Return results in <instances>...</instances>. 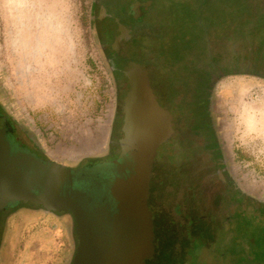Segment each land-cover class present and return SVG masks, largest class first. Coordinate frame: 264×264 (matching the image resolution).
<instances>
[{
	"label": "water",
	"instance_id": "95a60500",
	"mask_svg": "<svg viewBox=\"0 0 264 264\" xmlns=\"http://www.w3.org/2000/svg\"><path fill=\"white\" fill-rule=\"evenodd\" d=\"M246 2L249 22L242 14L239 18L231 15L216 20V28L208 22L207 14H203L204 19H196L193 25L207 23L208 32L200 47L195 44L196 38H182L186 26L181 28L173 20L169 24L168 20H158L157 29L148 30L140 39L137 60H129L128 68L122 69L124 77L116 79L126 89L120 108L118 150L110 158L89 160L74 168L39 157L21 132H17L20 142L16 139L11 120L0 110V213L19 204L69 213L77 238L69 264H146L149 259L155 264H187L196 248H192L193 238L200 235L202 211L194 195L189 198L185 192L190 178L203 172L204 168L196 164L198 155L208 154L201 141L184 139L195 146L198 143L199 150L190 148L186 159L174 165L175 147H180L176 142L182 126L189 131V98L201 69L236 64L234 72L244 69L246 74L264 77V0ZM138 5L133 3L131 10L136 11ZM163 25H169V29L164 30ZM175 28L182 34L177 48L169 51L170 43L163 48L157 37L171 35ZM117 32L111 49L119 54L121 40L128 41L130 34L122 24ZM153 82L174 113L160 103ZM171 140V166L164 163L155 172L157 152ZM216 174L225 182L220 169ZM167 227H173L172 232L166 231ZM213 234L210 240L216 252L230 246L228 223H219ZM165 242L170 245L168 254Z\"/></svg>",
	"mask_w": 264,
	"mask_h": 264
},
{
	"label": "rangeland",
	"instance_id": "374dc122",
	"mask_svg": "<svg viewBox=\"0 0 264 264\" xmlns=\"http://www.w3.org/2000/svg\"><path fill=\"white\" fill-rule=\"evenodd\" d=\"M246 1L157 0L156 17L161 23L173 20L181 28L186 26L182 38H196L195 44L200 47L208 30L206 21L193 25L196 19H204L203 14H207L208 22L215 24L216 20H226L231 15L239 18L238 14H242L249 22ZM92 5L93 0H0V108L11 117L27 144L35 149L23 131L44 157L70 167L110 158L118 150L120 108L126 87L111 76L93 24ZM163 27L169 29V25ZM181 34L176 28L171 35L162 33L157 37L158 44L165 48L170 43L167 49L175 50ZM152 86L160 103L174 113L167 99L158 94L160 88L154 82ZM247 106L256 115L245 112ZM210 107L209 122L219 139L226 166L241 189L255 201H264V127L260 126V132L247 128L256 117L264 118V77L230 74L221 78ZM180 131L174 165L186 159L190 148L199 150L198 143L195 146L184 140L192 141L191 132L183 126ZM172 148L174 140L159 148L155 172L164 163L170 165ZM196 164L206 174L214 167L208 155H198ZM29 206L33 208L13 214L17 215L12 218L14 223L20 212L26 214V225L20 229L10 226L9 217L0 263L12 264L11 247L18 241L15 264H69L77 245L73 217L70 215L67 225L65 222L59 227L56 220L66 215L59 218L40 211L38 206ZM31 214V220L39 221L27 219ZM172 230L173 227L166 229ZM158 231L156 218L155 244ZM164 244L168 254L170 245ZM155 263L152 259L146 261Z\"/></svg>",
	"mask_w": 264,
	"mask_h": 264
},
{
	"label": "flooded vegetation",
	"instance_id": "af4514ba",
	"mask_svg": "<svg viewBox=\"0 0 264 264\" xmlns=\"http://www.w3.org/2000/svg\"><path fill=\"white\" fill-rule=\"evenodd\" d=\"M146 1L93 0V24L111 76L114 79L124 77L122 69L128 68L127 62L131 59L137 60L135 51L140 43V39L144 35L147 36L148 30H155L158 27V17H156L157 0H150L151 2L148 6H143L142 3ZM136 2H138L139 7L136 11H132L130 6ZM103 9L104 12L102 11ZM119 24L129 29L130 38L128 41L121 40V49L118 54L111 49V43L114 35L118 33L117 28ZM234 68L238 69L236 64L234 67L225 65L223 67L217 66L213 69H201L200 79L196 81V84L191 89L192 94L189 98V103L192 106L190 111L192 122L189 132H191L190 134L194 137V140L201 141V146L203 145L205 152L211 156L214 167L211 168L208 174L202 172L194 177L193 180L190 178L191 182L188 184V189L185 192L189 198L194 195L198 208L202 211V215H200V235L198 234V236L193 238L194 245L192 248L194 246L196 248L192 252L193 256L189 257L188 264H264V201H258L259 204L257 205V201L253 199L254 197L239 187L231 170L226 166L219 139L209 122L211 113L210 104L218 81L230 74H246L244 69H241V72H238V70L234 72ZM1 113L6 114L3 111ZM8 118L12 122L14 135L19 141L17 132L21 131L16 127L11 117L8 116ZM23 136L28 143L34 146L36 154L39 157L47 159L39 152L32 138L25 131H23ZM217 169L221 170L225 182H221L217 178ZM27 205L19 204L0 213V250L6 244L5 236L9 217H11V222L9 221L10 226L13 227L15 225L16 229H20L22 224L26 225V221L24 220L26 214L24 215L20 212L19 219L15 223L12 218L16 217L17 215L13 214L21 209L33 208ZM38 208L40 211L51 213L56 217L69 215L67 213L48 212L41 207ZM7 211L10 212L4 217L3 213ZM32 215L27 219L34 222L39 221V219L35 218L31 220ZM219 223H228L231 240L230 246L218 253L211 246L213 241L210 238H213V228ZM29 224H32V222L27 225ZM19 246L20 242L18 243L17 241L11 247L10 260H12V264H15L17 261L20 250ZM1 259L0 262H2ZM6 263L10 264V262Z\"/></svg>",
	"mask_w": 264,
	"mask_h": 264
},
{
	"label": "crops",
	"instance_id": "0c3cea01",
	"mask_svg": "<svg viewBox=\"0 0 264 264\" xmlns=\"http://www.w3.org/2000/svg\"><path fill=\"white\" fill-rule=\"evenodd\" d=\"M246 110H247V111L249 110L250 112H252L253 114L256 115L255 111L252 110V108H250V107L247 106V107H245L244 111L246 112ZM261 115H263V113H261ZM256 119H257V117H256ZM256 119H254V121L251 122L250 125H249L248 127L246 126L245 122H244V125H245L248 129H250V130H254V131H259V132H260V130H261L260 126H261L262 128L264 127V118H260V119H258V120H256ZM67 214H69V213H67ZM62 216H64V215L59 216V218L62 217ZM67 216H68V217H67ZM55 217H56V216H55ZM69 218H70V214L64 216L63 219L60 218L61 221H59V220L57 219V220H56V223H58L57 225H59V227H61L63 223L65 224V222H66V225H67V222H68ZM65 219H66V220H65ZM68 229H69V227H68ZM37 242H38V241H36L35 243H37Z\"/></svg>",
	"mask_w": 264,
	"mask_h": 264
},
{
	"label": "trees",
	"instance_id": "16d2710c",
	"mask_svg": "<svg viewBox=\"0 0 264 264\" xmlns=\"http://www.w3.org/2000/svg\"><path fill=\"white\" fill-rule=\"evenodd\" d=\"M93 6V5H92Z\"/></svg>",
	"mask_w": 264,
	"mask_h": 264
}]
</instances>
